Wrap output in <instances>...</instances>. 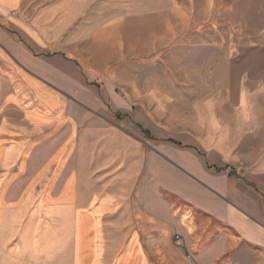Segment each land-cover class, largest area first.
<instances>
[{
    "label": "crops",
    "instance_id": "obj_1",
    "mask_svg": "<svg viewBox=\"0 0 264 264\" xmlns=\"http://www.w3.org/2000/svg\"><path fill=\"white\" fill-rule=\"evenodd\" d=\"M40 2L0 0V141H10L0 145V184L27 182L23 140L25 145L39 141L33 155L37 160L29 171L34 175L29 179L36 176V184H65L63 191L43 196L39 204L48 205V211L52 205V212L68 216L74 211V221L67 223L68 231L74 233L73 264H216L229 252L231 264H253L259 257L254 250L264 251L259 200L216 169L242 165L264 183V156L252 160L244 144L252 138L251 128H244L256 116L252 100L225 98L222 103L195 102L185 111L181 108L180 124L188 147H166L159 154L145 150L135 134L115 126L109 129L102 118L83 117L81 106L68 102L67 95L83 102L92 95L75 64L54 48L61 33L57 15L61 10L73 11L74 5ZM152 93L141 102L133 89L131 110L122 100L118 105L122 111H131L133 122L141 123L143 117L169 127L173 120L164 109L166 97ZM141 104L147 116L141 114ZM244 114L249 121L242 119ZM62 146L66 163L59 158ZM112 172L115 175L108 177ZM113 183L115 192L100 190L104 191L101 199H93V192L84 185ZM130 187L138 191L131 201L124 193ZM168 195L182 206L173 205ZM114 205L115 227L101 229L102 215ZM2 209L0 232L4 233L13 227L15 217ZM197 214L235 231L241 238L239 247L231 250L229 235L213 224L204 226ZM50 243L34 249L35 256L53 254L54 234Z\"/></svg>",
    "mask_w": 264,
    "mask_h": 264
},
{
    "label": "rangeland",
    "instance_id": "obj_2",
    "mask_svg": "<svg viewBox=\"0 0 264 264\" xmlns=\"http://www.w3.org/2000/svg\"><path fill=\"white\" fill-rule=\"evenodd\" d=\"M40 3L74 5L73 11L61 10L57 15L61 33L54 48L61 58L75 64L85 89L92 94L86 102L67 95L71 105L75 102L81 106L83 117L102 118L109 129L115 126L130 136L135 134L133 137L143 149H154L159 154L166 147L176 150L188 147L180 124L181 108L185 111L195 102L222 103L225 98L235 102L251 99L257 110L251 124L245 114L241 116L247 122L244 128H251L252 135L244 144L252 160L264 156V0H41ZM13 31L28 44L18 30ZM133 89L141 102L152 91L156 96L162 93L167 104L161 107L170 113L173 124L163 128L143 117L141 123L133 122L131 111H122L118 105L122 100L131 110ZM140 112L147 116L142 104ZM66 120L73 122V118ZM240 120L237 116L236 121ZM236 126L238 130L241 127L240 123ZM24 142L23 148L27 150L23 153V178L27 176V182L0 184L1 201L5 203L0 205V211L4 207L9 216L15 217L12 229L5 231L6 235L0 232V264H73L74 233L68 231L67 223L74 221V211L68 216L52 212V205L48 211V205L39 204L43 196L63 191L65 184H36V176L29 179L34 175L29 171L37 160L33 155L40 142L29 140L26 145ZM4 143L10 141H0L1 146ZM11 143L18 144L16 140ZM63 149L62 146L61 156L66 154ZM61 156L60 160L66 163L67 155ZM216 169L220 174L226 173L233 184L250 189L264 213V183L256 174L242 165ZM113 175L115 172L108 177ZM98 177L99 174L97 180ZM84 185L93 192V199L103 197L104 191L100 190H116L114 183ZM127 192L130 201L137 197V187L124 190ZM167 199L182 206L171 195ZM115 210L114 205L102 215L101 229L115 227ZM197 216L204 226L213 224L214 229L227 233L231 250L239 247L241 238L235 231L222 223H212L201 214ZM52 234L54 253L36 257V249L51 244ZM254 252L259 257L253 264H264V251ZM232 256L229 252L216 264H231Z\"/></svg>",
    "mask_w": 264,
    "mask_h": 264
}]
</instances>
